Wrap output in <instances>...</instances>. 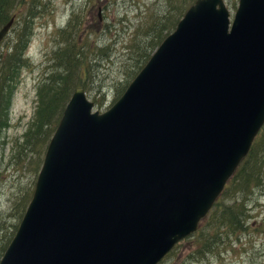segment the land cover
<instances>
[{"label":"water","instance_id":"water-1","mask_svg":"<svg viewBox=\"0 0 264 264\" xmlns=\"http://www.w3.org/2000/svg\"><path fill=\"white\" fill-rule=\"evenodd\" d=\"M263 123L264 0H194L106 110L74 89L0 264H158Z\"/></svg>","mask_w":264,"mask_h":264},{"label":"rangeland","instance_id":"rangeland-1","mask_svg":"<svg viewBox=\"0 0 264 264\" xmlns=\"http://www.w3.org/2000/svg\"><path fill=\"white\" fill-rule=\"evenodd\" d=\"M165 2L12 0L8 13L15 20L0 43V59L6 61L19 29L24 31L22 35L29 32L30 36L24 63L16 71V80L7 88L8 96L3 97L0 108V257L22 218L41 165L43 150L35 153L33 148L38 151L39 143L30 140L29 131L39 115V120L44 117V106L54 88L67 76L62 55L67 37L62 33L74 26L72 38L77 47H85L87 52H94V46H108L105 53L96 54L98 60L91 68V77H81L83 67L80 75H74L75 89L82 88L94 102V109L104 111L124 87L131 46L145 37L143 23L153 15H161ZM226 3L233 13L238 0ZM23 22L28 28L21 27ZM263 148L264 130L257 158L264 156ZM236 190V183H228L219 205L227 207L233 200H245V217L240 220L245 221L240 229L233 230L230 224L217 220L211 222L206 216L199 229L180 240L159 264H264V177L259 185Z\"/></svg>","mask_w":264,"mask_h":264},{"label":"trees","instance_id":"trees-1","mask_svg":"<svg viewBox=\"0 0 264 264\" xmlns=\"http://www.w3.org/2000/svg\"><path fill=\"white\" fill-rule=\"evenodd\" d=\"M193 1L194 0H166V8L164 12L161 15L156 14L151 16L150 21L143 23L145 37L140 41H134L131 46L128 56V59L131 61V63L129 65V68L125 72V77L123 79L124 87L117 94L116 99L122 94L128 83L143 67L156 47L165 38V36L175 28L176 23ZM11 3L12 0H0V27L4 25L11 17H14V15L8 13V9ZM21 27L28 28V24L26 22H23ZM73 27L74 26L70 25L69 28H67L62 33V35L67 37V44L62 53L63 58L66 62L65 65L67 76L64 82L62 81L58 87L54 88L50 100L44 106V117L39 120L38 118L40 115L38 116L28 134L31 141L33 140L34 142L39 143L38 151L33 148L35 153L38 152L40 154L43 150L41 159L43 158L46 145L62 115L63 109L68 99L70 98V93L73 89H75V73L78 72V74L80 75L79 69L83 67L84 74L81 77H91V68L96 65V61L98 60L96 54L101 52L105 53L108 47L107 45H93L94 52H87L85 47H77L76 42L74 41L75 39L72 38L71 34V30ZM23 32L24 31L21 28L16 33L17 39L12 45L10 53L6 55V61L3 58L0 59V108L3 106V97L8 96V93H6L7 88L9 90V87L16 80V71L24 63V54L27 48L30 33L28 32L22 35ZM72 62H74L73 65ZM52 84L53 83L49 84L48 86H46V88L48 89ZM261 130H264V124L261 127ZM262 131L260 132V135L262 134ZM260 135L259 133L257 134L248 154L242 159L232 176L226 182L223 191L220 193L212 208L206 215L207 217L205 216L206 218L210 217L211 222L217 220L218 222H221V224L228 223L230 224L231 228H234L233 230L240 229L242 223H244L245 219H243L242 221L240 220L241 218L245 217L243 215L246 210V208L244 207L245 200H233L232 204L230 206L228 205L227 207L223 204L219 205V202L222 201V194L224 193L226 185L230 182L236 183L237 190L235 192H237L238 190L248 189L252 187V185L260 184L262 178L264 177V168H262L263 174L260 175L261 167L264 166V156L257 158L256 151L260 143ZM258 150L261 151L260 149ZM41 159L40 161L42 162ZM202 222L203 221L201 220L197 229H199ZM176 245L174 246V248L176 247ZM6 246H4L3 252ZM173 249L171 251H173ZM171 251L167 253L165 257L170 254Z\"/></svg>","mask_w":264,"mask_h":264},{"label":"bare ground","instance_id":"bare-ground-1","mask_svg":"<svg viewBox=\"0 0 264 264\" xmlns=\"http://www.w3.org/2000/svg\"><path fill=\"white\" fill-rule=\"evenodd\" d=\"M189 235H191V234H189ZM189 235H188V236H189ZM186 237H187V236H186ZM184 238H185V237H184ZM184 238H183V239H184ZM181 240H182V239H181ZM179 241H180V240H179Z\"/></svg>","mask_w":264,"mask_h":264}]
</instances>
